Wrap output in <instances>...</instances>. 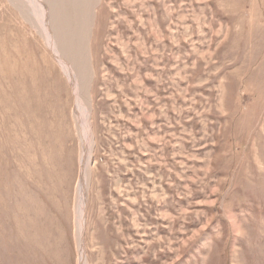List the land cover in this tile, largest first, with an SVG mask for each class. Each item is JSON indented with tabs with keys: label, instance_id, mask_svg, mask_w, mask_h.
<instances>
[{
	"label": "rangeland",
	"instance_id": "rangeland-1",
	"mask_svg": "<svg viewBox=\"0 0 264 264\" xmlns=\"http://www.w3.org/2000/svg\"><path fill=\"white\" fill-rule=\"evenodd\" d=\"M77 95L91 264H264V0H0V264H79Z\"/></svg>",
	"mask_w": 264,
	"mask_h": 264
},
{
	"label": "bare ground",
	"instance_id": "bare-ground-1",
	"mask_svg": "<svg viewBox=\"0 0 264 264\" xmlns=\"http://www.w3.org/2000/svg\"><path fill=\"white\" fill-rule=\"evenodd\" d=\"M46 33L48 34V36H50V33H48V32H46ZM49 42L51 43L50 45L53 47L54 46L53 41H50V39H49ZM53 48L55 49V47H53ZM57 55L58 54H56V56ZM57 58L60 61V63L62 64L63 69H64L66 75L68 76V78L70 79L72 85L75 83L77 86H79L78 91H80V84H78L79 82H78V73H77V71H74L73 68L68 63V61H66L65 59H62V57L57 56ZM79 93L80 92H78V94ZM77 96H78V99L80 98L79 99L80 100V104L78 105L79 106V108H78L79 110L78 109L77 110H78L79 116H81L80 117V122H81V124L83 123L81 125V128H82V137H83V141H84V152H83V158H82V167H83V169H82V178H81V181L79 182V190H80V199H79L80 202H79V206H78L79 215H78V219H77L78 235H79V250H80L79 264H91V261L89 259L88 254H87V248H86V245H85V242H84V234H85V231H86V217H87L86 215H87L88 199H89L88 190H89V184H90L88 182V178H87V174H86V166L90 162L89 159H91V152H92V151H90V148L92 146H88V143H87L86 140L88 138L87 131H88V133L91 134V132H89L90 131V127H91L90 124H89V116H90L91 113L89 112L88 107L85 106L87 103L85 105H82L84 102L82 103L81 97H79V95H77ZM86 101H87V99H86ZM90 139H89V141H90ZM91 244H93V242Z\"/></svg>",
	"mask_w": 264,
	"mask_h": 264
}]
</instances>
